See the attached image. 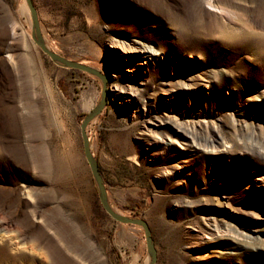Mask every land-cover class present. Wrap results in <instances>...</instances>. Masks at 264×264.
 <instances>
[{"label": "rangeland", "instance_id": "rangeland-1", "mask_svg": "<svg viewBox=\"0 0 264 264\" xmlns=\"http://www.w3.org/2000/svg\"><path fill=\"white\" fill-rule=\"evenodd\" d=\"M33 2L58 54L107 77L86 131L156 264H264V0ZM22 5L0 0V264H146L142 226L107 214L84 157L102 81L44 54ZM133 41L154 56L115 61ZM163 113L206 122L195 146L154 141Z\"/></svg>", "mask_w": 264, "mask_h": 264}, {"label": "water", "instance_id": "water-1", "mask_svg": "<svg viewBox=\"0 0 264 264\" xmlns=\"http://www.w3.org/2000/svg\"><path fill=\"white\" fill-rule=\"evenodd\" d=\"M25 3L28 8V12L30 15L31 19V36L34 42L39 46L40 50L49 56L51 59L54 61L69 67L71 69H76L80 70L83 72H88L91 74H94L98 76V78L102 81L101 85V98L97 105L89 111L85 116L84 119L80 123V134L82 138V145H83V152H84V157L88 163L90 172L93 175V178L95 180L98 194H99V199L100 202L104 208V210L107 212V214L115 221L120 222V223H126V224H132V225H140L143 228L144 231V237L146 241V250L148 253H150V259L147 262V264H156L157 261V251L154 246V241L151 233L150 226L148 222L142 218L138 217H129V216H124L121 215L114 210L110 208V204L108 202V197H107V192L103 180V176L100 171L99 163L96 157L93 156L92 154V149L90 147V141L89 137L86 131V128L89 124V122L99 113H101L102 109L104 106L107 104V87H106V80L107 77L106 75L102 74L99 70L90 67L86 64H83L81 62H77L71 59H68L53 50L49 49L46 47L43 37H42V31L40 29V22H39V17H38V12L37 8L33 2V0H25Z\"/></svg>", "mask_w": 264, "mask_h": 264}, {"label": "bare ground", "instance_id": "bare-ground-1", "mask_svg": "<svg viewBox=\"0 0 264 264\" xmlns=\"http://www.w3.org/2000/svg\"><path fill=\"white\" fill-rule=\"evenodd\" d=\"M22 8H24V11L26 10L27 13L26 12L25 13L27 14V16L29 18L28 20L31 23L30 15H29L28 8H27V5L25 3V0H23ZM40 29L42 31V25L41 24H40ZM42 33H43V31H42ZM42 37H43V40H44V43H45L46 47L49 48V49H52L54 52L58 53L53 48V46H52V43L53 42H51L46 37V35H44V33L42 34ZM117 46H119V45H117ZM118 49H119L118 51L116 50L117 52L115 54V61H119V62L122 61L125 58V52L126 51L127 52H129V51L136 52L144 60H146L147 58H150V57L154 56V50L152 49V47H149V46L145 45L141 41H133V42H130V44H128V45H124V44L122 45L121 44ZM84 64H86V65H88L90 67H93L95 69H99L98 66H96V64H94V62L93 63H84ZM142 64H145L144 61H143ZM119 91L121 92V89ZM123 91L125 93V98L126 99H132L131 97H133L134 95H136V93H137L138 90H137V88L136 89H133V88H123L122 89V92ZM174 116H171L170 114H167V113H163V115L160 116V118H158V117H157L158 119L156 118L157 119V122L159 124L168 123L170 125L169 128L170 127L173 128L172 133L174 135H171L172 133L171 134H165L164 138H161V137H157L156 136L154 138V141H156V142L160 141V142L164 143L165 145H169V146H171V145L177 146L179 150H185V151H187V150L190 149V147L195 146L196 139L197 140L200 139V136L198 134V130H200V127L203 126L204 124H206V122L204 120H198L197 122L199 124H192L191 125V123H196V122H193V121L187 122V121L181 120L180 118H176ZM204 126H207V125H204ZM89 141H90V147L92 149L94 143L91 141V139H89ZM196 149H197V147H196ZM92 150H94V149H92ZM206 151L207 152L208 151L213 152L214 150H206ZM206 151H205V153H207ZM92 154L94 156V153L93 152H92ZM183 164H185V163H183ZM110 208L112 210H114L115 212L121 214V215L128 216V214L126 212H124V211L116 208L113 204H110ZM120 225L123 228V230H126L129 227L128 225H131V224L120 223ZM133 226H131L132 229H134ZM139 227H141V226L139 225ZM143 244H145V241L144 240H143ZM149 259H150V253H148V256H146V264L149 261Z\"/></svg>", "mask_w": 264, "mask_h": 264}]
</instances>
